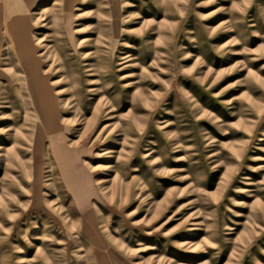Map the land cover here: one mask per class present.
<instances>
[{
    "label": "rangeland",
    "instance_id": "1",
    "mask_svg": "<svg viewBox=\"0 0 264 264\" xmlns=\"http://www.w3.org/2000/svg\"><path fill=\"white\" fill-rule=\"evenodd\" d=\"M23 1L58 117L0 0V264H264V0Z\"/></svg>",
    "mask_w": 264,
    "mask_h": 264
},
{
    "label": "bare ground",
    "instance_id": "2",
    "mask_svg": "<svg viewBox=\"0 0 264 264\" xmlns=\"http://www.w3.org/2000/svg\"><path fill=\"white\" fill-rule=\"evenodd\" d=\"M23 2H24L23 0H18V2H16L15 4L16 6L10 12L3 14L2 18H3L4 25H5L4 28L6 30V34L8 36L10 35L15 43V51L18 55V58L22 60V62L27 67V78H29L30 80L29 82H31L30 85L28 86V90L30 93L35 94L34 98L31 96V103L32 104L38 103V106L40 107L42 111H44L43 113L46 116V120L42 121V124H44L47 127L52 126V125L56 126L55 121L58 117L57 110L55 109L56 103L54 101V99H56V95L54 94V92L51 93V89H50L51 83H50V76L48 75V72L43 70V68L40 66L39 61L40 59H43V56L40 57L37 54L36 46L33 44V42L29 40V37L27 34L23 33L21 35H16L18 31L19 32L27 31L29 28L28 21L26 17L24 16V14L22 13L23 12V6H22ZM71 2L72 0H65L61 7L63 9L68 10L71 7ZM54 4H55V1L52 0L49 4H44L39 7L38 14L41 19H46L43 16L44 15L46 16L50 12H52L51 9ZM70 29L71 28H69V23H67L66 24L67 33H70ZM85 66H89V64H85ZM47 80H49L48 83H47ZM43 113H41L42 116H44ZM57 135L58 136H54L53 138H51V140L49 141V146L53 154V157L57 161L58 160L60 161L63 154L65 152L69 153L70 150L66 149L63 146V140L61 139L59 134ZM182 243H187V241L184 240Z\"/></svg>",
    "mask_w": 264,
    "mask_h": 264
}]
</instances>
